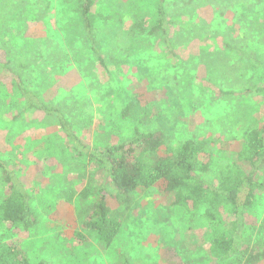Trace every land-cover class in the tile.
<instances>
[{
	"label": "rangeland",
	"instance_id": "1",
	"mask_svg": "<svg viewBox=\"0 0 264 264\" xmlns=\"http://www.w3.org/2000/svg\"><path fill=\"white\" fill-rule=\"evenodd\" d=\"M100 1L94 14L109 54L106 67L87 50L74 1L0 0V60H38L39 68L22 75L48 106L77 119L78 135L90 152L132 138L136 120L120 113L132 99L155 116L141 130H163L170 144L211 142L219 163L230 158L234 141L247 130L264 127V98L256 93L264 86V69L258 66L264 64V0H165L166 8L191 9L190 18L180 16L174 28L189 39L176 47V56L159 39L133 42L128 33L138 20L156 18L161 0ZM16 89L11 80L0 82V159L34 196L38 225L31 233L13 229L14 236L7 232L10 225L0 226V244L25 249L33 264H119L120 254L131 264L227 263V254L216 257L211 246L228 238L230 213L225 211L223 225L211 224L202 212L172 205L162 183L139 191L133 219L112 248L86 237L77 203L64 201V188L79 174L67 163L88 160L68 158V141L53 118L20 113ZM89 166L88 173L97 168L93 161ZM96 178L101 185L104 178L100 173ZM246 223L264 231V191L248 209Z\"/></svg>",
	"mask_w": 264,
	"mask_h": 264
},
{
	"label": "trees",
	"instance_id": "2",
	"mask_svg": "<svg viewBox=\"0 0 264 264\" xmlns=\"http://www.w3.org/2000/svg\"><path fill=\"white\" fill-rule=\"evenodd\" d=\"M72 1L82 19L83 39L88 52L106 67L105 54H109L98 35V16L94 14L101 1ZM164 3L165 0H161L156 18L149 22L138 20L128 33L133 42L139 37L159 39L164 49L176 56V47L189 39L174 28L179 24L180 16L187 20L190 18L191 9L180 7L176 11L172 7L166 8ZM17 60L12 64L0 60V82L11 80L16 85V92L22 100L19 102L22 104L20 113L32 110L53 118L68 141V158L88 160L80 164L67 163L69 171L77 170L79 174L76 180L67 181V190L63 185L64 201L77 203L78 218L86 237L106 249L112 248L122 228L133 219L139 191L150 190L162 183L173 197L172 205L188 212H202L211 224L223 225L225 211L230 213L232 220L226 225L228 238L221 237L212 242L211 250L216 257H220L222 252L227 254V261L224 258L226 264H264V231L259 229L256 232L253 226L246 223L248 209L264 191V127L247 130L241 140L234 141L230 158L219 163L217 150L211 142L188 139L170 144L163 130H141L139 127L154 122L155 116L149 107H142L137 99H132L120 111L124 119L136 120L132 138L103 151L90 152L78 135L77 119L48 106L40 93L30 89L22 75L25 71L39 68L38 60L25 64ZM16 61L21 68H16ZM65 63L64 60L60 65L63 67ZM51 65H54L53 72H57V63ZM258 66L264 69V64ZM256 93L264 98V86L259 87ZM1 102L2 105L6 103L3 99ZM13 107L11 100L8 108ZM18 119L16 116L15 120ZM65 149L61 150L65 155L62 158H66ZM92 161L96 162L97 168L88 173L87 168L91 167ZM99 173L104 179L97 186L96 174ZM0 179L4 182V190L0 192V226L10 225L11 229L7 232L13 236V229L23 228L31 233L38 225L34 196L2 159ZM78 181L83 185L80 189V184H76ZM118 257L121 258L119 264H131L127 255L120 254ZM0 264L33 262L25 249L5 243L0 244Z\"/></svg>",
	"mask_w": 264,
	"mask_h": 264
}]
</instances>
